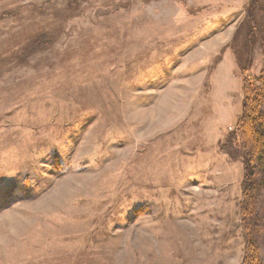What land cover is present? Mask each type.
<instances>
[{
	"label": "rangeland",
	"instance_id": "rangeland-1",
	"mask_svg": "<svg viewBox=\"0 0 264 264\" xmlns=\"http://www.w3.org/2000/svg\"><path fill=\"white\" fill-rule=\"evenodd\" d=\"M245 1L0 0V264L240 263Z\"/></svg>",
	"mask_w": 264,
	"mask_h": 264
},
{
	"label": "trees",
	"instance_id": "trees-1",
	"mask_svg": "<svg viewBox=\"0 0 264 264\" xmlns=\"http://www.w3.org/2000/svg\"><path fill=\"white\" fill-rule=\"evenodd\" d=\"M244 15L227 48L242 75L241 113L219 144V150L240 160V214L245 241L239 264H262L260 240L264 237V1L246 0ZM258 41L262 64L257 75L249 72L251 46ZM221 60V59H220Z\"/></svg>",
	"mask_w": 264,
	"mask_h": 264
}]
</instances>
